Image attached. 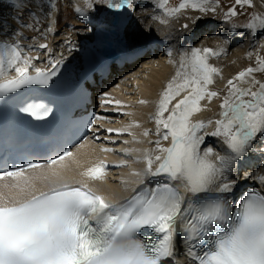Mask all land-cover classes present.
<instances>
[{
  "label": "snow or ice",
  "instance_id": "6c2138e0",
  "mask_svg": "<svg viewBox=\"0 0 264 264\" xmlns=\"http://www.w3.org/2000/svg\"><path fill=\"white\" fill-rule=\"evenodd\" d=\"M31 2L20 0L14 7L24 12ZM104 2L109 9H119L130 5L131 0ZM167 3L168 0H157V7L169 17L188 8L205 15L216 11V5L209 6V0H181L173 8H168ZM84 6L92 9V0H84ZM236 6L251 8L253 0H235L224 13L225 21L237 16ZM75 12L84 15L79 6ZM15 19L22 21L20 16ZM202 20L203 16L191 18L192 29ZM183 27L188 29L189 25L185 23ZM243 27L255 36L264 31V16L252 15ZM38 48L47 49L48 45L40 43ZM219 55L220 51L207 47H192L181 54L179 69L156 106L153 119L157 138L150 142L155 148L144 150L143 173L133 172L142 177L139 187L133 188V194L123 201L112 202L86 183L73 185L64 180L61 172L51 166L72 157L70 150L47 160L50 170L41 177L27 175V170L43 167L37 163L0 171V180L12 178L17 182L13 187L24 193L16 202H0V264H174L177 236L196 264H264V193L246 189L233 201L230 197L235 196L238 182L228 175L234 169L239 171L249 154L257 150L264 154V82L253 79L248 87L237 83H246L253 73H264V58L258 56L257 67H248L227 80L219 118L194 121V115L204 110L201 102L211 103L219 95L209 87L214 76L220 75L209 59ZM37 59L38 56L25 55L16 42H0V96H20V90L32 85L46 87L62 61L50 60L51 67L41 69L33 67ZM13 70L14 76L3 79ZM255 85L258 88L253 90ZM20 111L37 120L49 115V109L40 104H28ZM92 124L95 120L89 124L90 129ZM212 124L214 130L206 132ZM106 131L121 134L111 128ZM149 134L147 130L143 132L144 136ZM206 136L222 138L226 146L225 154H217L215 161L210 159L212 146L201 152ZM162 140H170V144L164 147ZM124 152L127 155L130 150ZM153 152L160 154L153 157ZM126 165L121 161L116 166ZM108 167L100 161L83 175L99 181ZM143 177L158 179L146 181ZM37 179L51 186L37 190ZM256 179L264 185V175Z\"/></svg>",
  "mask_w": 264,
  "mask_h": 264
},
{
  "label": "bare ground",
  "instance_id": "6f19581e",
  "mask_svg": "<svg viewBox=\"0 0 264 264\" xmlns=\"http://www.w3.org/2000/svg\"><path fill=\"white\" fill-rule=\"evenodd\" d=\"M92 2V9H87L83 4H81L79 0H32L29 7L24 12H21L17 7H14V5L20 3V0H0V25H2V27H0V37L11 40L18 44H24L27 47L32 44L46 42L48 44V48L45 51H39L42 54L39 63L36 64L44 67L50 64V60L55 61L59 58L63 59L69 57L64 45L65 38L68 34H71L73 39L76 37L80 38L85 33H89L90 29L96 24V17L101 5L104 3V0H92ZM136 2L137 0H131L130 9ZM258 2V0H253L254 6L257 10L264 11V6ZM76 6L84 9L83 16L86 15L85 21H81L82 16L75 12ZM139 6L140 5H137V11L135 12H138L137 14H140V12L144 13L141 16L138 15L139 17L133 16L134 19H132L125 32V37H127L130 48H137L138 46L149 49H153L154 47H165V50H159L156 58L145 59V62L142 63V67L139 69L141 70L140 72L144 73L142 77L136 78V76L140 73L139 72L136 74V76H127L121 80L122 83L120 86L123 84L125 86L130 84L131 88H133L131 91L135 92L136 95H134L136 99L135 101H132V98L128 96H124L123 101H120V106L117 105L120 108L123 107V110L127 112V114H125L121 119V123H123V125L113 124V119H108L107 124L109 123L111 128L120 130L121 134H117V132H108V134L102 136V139L105 137L111 138V140H109L106 145H96V140L87 141L72 151V157L66 158L62 162H58L55 166H51L52 168L60 171L63 179L68 183H86L93 191L104 195L112 202L123 201L133 194V188L139 187V180L142 177L133 175V172L143 173L145 168V163L142 159L144 150L155 148V144L150 142L155 141L157 138L155 134L156 126L153 117L156 112V106L158 104L160 95L168 82L173 78L179 69V60L181 54L189 51L192 48V45L195 44V41L192 43L194 40V37L192 39V34H184L192 30V25L190 24L189 26L191 30L182 31L184 29L183 25L186 23V19L183 21L181 17H178L180 19L176 20V17L173 19V17L169 18L160 13L158 10L159 8L148 10V7L144 6V4H142L140 7ZM32 10L33 13L31 12ZM29 13H31V16H29ZM18 16L22 17L21 22H17L15 19ZM161 20L166 21V23H161ZM187 21L189 22V20ZM26 24H31L33 27H25L24 25ZM9 27L11 28V32H6V28ZM49 28L52 29L51 32L48 31ZM200 31H206L202 34L206 35V41L203 43L200 41V44L197 42L199 45L195 46L201 49H203L208 42H217V39H220L223 41V45L221 49L220 46L217 49L214 48V51H220L222 53L223 50L227 51L226 48H229L227 46L230 44L233 45L237 39L236 35L234 37L231 36L233 34H231L227 25L224 26L219 21H208L194 35L197 37ZM5 33H8V35ZM17 33H19V35H17ZM213 35H217L218 38H212ZM252 39L254 41L256 37L254 36ZM253 44H255V46L253 47L254 49L252 48V50L256 52V56L253 55L255 57L247 61L249 63L244 65L242 64V70H245L248 67H257L256 61L258 56L260 58L263 56L264 58V34L261 41H254ZM241 45L242 44H240V46ZM235 47H237V45ZM250 47H252V45ZM244 48L246 47L244 46ZM23 49L29 52L26 47ZM183 49L184 51L181 52ZM233 50L235 49L233 48ZM169 51L172 53L171 56L168 55ZM229 51L232 50L229 49ZM222 60L223 59L218 57H213L212 59H209V62L214 67L219 68L221 65L227 63V60ZM238 68L240 69V66ZM135 71L136 70H134V72ZM230 72L236 76L237 69L235 70L232 68L230 69ZM222 74H224V72ZM262 75H264V73L256 72L253 73L252 76L246 78V83H237L242 87H248L253 78L255 79V77H260ZM259 80L264 82V78ZM217 82L218 80L214 78L213 84L209 87L211 91H217L219 93L218 97L214 98L211 103H208L207 100L202 101L201 103L204 106V110L194 115V121H207L209 119L214 120L215 118H219V115L215 116L214 114H216L220 109L219 105L223 99L220 97V94L227 92V87L226 81L223 87L217 86ZM120 86L117 87L118 90L120 89ZM256 88H258V85H255L253 90H256ZM128 90L129 88L123 89L120 92L126 94L127 92L129 93ZM112 96L113 97L110 98L111 101L115 99V96ZM140 101H144V103H140ZM173 103H175V101H173ZM209 116L211 118L207 119ZM213 125L214 124L210 125L207 129H205V131H213V127H215V125ZM145 130L148 132L151 131V133L148 136H144L143 132ZM124 131L126 133H122ZM117 141L120 142V145L114 148L115 142ZM125 141H127V143H125ZM256 143H260L259 138L257 139ZM161 144L164 147H167L170 144V140H162ZM208 144L214 149L213 155L210 156L211 160L215 161V156L217 154H225L226 146L223 144L222 138L206 136L205 143L201 146V152L204 150L203 147H205V149L209 147L207 146ZM102 149H111V151H102ZM124 149L130 150V153L126 155ZM158 154L160 153H152L153 157ZM138 159L139 162H135ZM100 161H104L109 166V171H106V174L102 180L93 181L87 176L83 175L88 168L93 167ZM121 161H126L127 165L123 167L116 166L119 165ZM155 166L156 163L153 164V168H155ZM49 170L50 166H43L41 169L27 171V175L31 177H41ZM228 175L230 179H234L238 182L235 195L246 189H257L264 193V185L258 183L256 179L257 177L264 175V154H261L259 150L249 154L247 158L243 159V162L239 165V171L234 169ZM246 176L248 179H245ZM143 178L146 181L158 179L152 177ZM16 183L17 182L12 178L0 181V202L12 203L23 197L24 193H21L20 188L13 187V185ZM50 186L51 184L46 180H36L37 190H44ZM180 190L182 191V188ZM177 228L179 231V225ZM176 250L177 255L172 258L174 262H177L178 264L189 262L179 236L176 238Z\"/></svg>",
  "mask_w": 264,
  "mask_h": 264
},
{
  "label": "rangeland",
  "instance_id": "374dc122",
  "mask_svg": "<svg viewBox=\"0 0 264 264\" xmlns=\"http://www.w3.org/2000/svg\"><path fill=\"white\" fill-rule=\"evenodd\" d=\"M34 1V0H33ZM80 2H81V4H83L84 5V0H79ZM173 1V2H172ZM259 2V4H261L262 6H264V0H258ZM181 2V0H168V3H167V7L168 8H173V7H176V6H178V4ZM234 2H235V0H209V6H212V5H216V11H215V13H207L206 15L205 14H201L200 12H198V11H194V10H192L191 8H188V9H185V10H182L180 13H178V14H176L175 16H172L173 17V19L176 17V20L177 19H180V18H178V17H181V19H183V21H185V19H186V23L190 26V24H191V18H194V17H199V16H203V20L200 22V23H203V24H198L196 27H195V31L192 29H190V27L188 28V29H183L182 31H189V30H191V31H189L188 33H184V34H186V35H188V34H192L191 36H192V39H193V37H194V40L192 41V43L195 41V44H193L192 45V47H195V46H198L201 42L200 41H202V43L203 42H205L206 41V35H202L204 32H206V31H203V32H199V34L197 35V38L195 37V35L194 34H196L197 32H198V30L200 29V28H202L208 21L209 22H216V21H219L221 24H223L224 26L225 25H227V27H228V29H230V32H231V34H233V35H231V36H235L236 35V37H237V39H236V41L233 43V45L232 44H230L229 46H227V47H229L228 49L226 48V50L227 51H225V50H223V52L221 53V55H219L218 56V58H220V59H223L222 61H224V60H227V63H225V64H223V65H221L218 69L220 70V75H218V76H215L214 78H216L217 80H218V82H217V86H219V87H223V85H225V81L227 82V80L230 78H234L235 77V74L233 75L231 72H230V69H237V73H236V75L238 74V71L240 72V71H242V66L244 65V64H247V63H249V62H247V61H249L250 59H252L253 57H255L256 56V52H254L253 50H252V48L255 46V44H253V42L254 41H261L262 40V36H263V34H264V31H260V32H258L256 35H255V37H256V39L253 41V39H252V37L254 38V36L253 35H250L249 34V31L247 30V29H245L244 27H243V25L244 24H246L248 21H249V19H251V17H252V15H261V16H264V11H261V10H257L256 9V7L254 6V4H253V6L251 7V8H248L247 6H244V7H240V6H236L237 7V16H235V17H232V18H230V19H228L227 21H225V19H221V18H224V13L227 11V9L229 8V7H231V6H233L234 5ZM171 3V4H170ZM142 4H144V6H146V7H148V10L149 9H158V7H157V0H141V2H140V6L142 5ZM139 6V7H140ZM138 7V8H139ZM159 11H160V13H162L163 15H165L164 13H163V11L161 10V9H158ZM27 12H29V11H27ZM138 13V12H137ZM136 13V16L137 17H139V16H141L144 12H140V14H137ZM95 14V13H94ZM139 15V16H138ZM166 16V15H165ZM167 17H169V16H167ZM172 17H169V18H172ZM237 17V18H236ZM239 17V18H238ZM214 18V19H213ZM218 18V19H217ZM232 19V20H231ZM187 20H189V22L187 21ZM239 20V21H238ZM204 21V22H203ZM192 25V24H191ZM203 25V26H202ZM239 28V29H238ZM227 29V28H226ZM237 29V30H236ZM235 30V31H234ZM240 30V31H239ZM243 31V32H242ZM234 32H236V33H234ZM244 32H245V34L247 35H245L244 34ZM241 33H242V35H241ZM194 35V36H193ZM202 35V36H201ZM241 37V39H240V37ZM260 37H258V36ZM252 36V37H251ZM205 39H204V38ZM218 38L217 37V35L215 36V35H213L212 36V38ZM258 37V38H257ZM196 38V39H195ZM249 38H251V39H249ZM199 39V40H198ZM239 40H241V41H239ZM250 40H252V41H250ZM210 41V40H209ZM247 41H248V43H250V44H248L247 43ZM197 42H199V44L197 43ZM221 42V43H220ZM237 42V43H236ZM238 43H239V45H238ZM244 43V44H243ZM246 43V44H245ZM240 44H242L241 46H240ZM222 45H223V41H221L220 39L218 40L217 39V42H208L205 46H204V48L205 47H207V48H211V49H213L214 50V48H219V46H220V49H221V47H222ZM231 45H232V47H231ZM237 45V47H235ZM252 45V47H250ZM239 46V47H238ZM244 46L247 48H244ZM231 47V48H230ZM249 47V48H248ZM233 48L236 50H233ZM237 48H238V51H237ZM229 49L230 50H232V51H229ZM254 49V48H253ZM243 50V51H242ZM246 50V51H245ZM247 50H248V52H247ZM251 50V51H250ZM184 51V49L181 51V52H183ZM241 51V52H240ZM234 52V53H233ZM229 53H231V54H229ZM241 53H243V54H241ZM261 53H262V51H261ZM234 54V55H233ZM239 54V55H238ZM263 54V53H262ZM253 55H255V56H253ZM229 56V57H228ZM238 56H241V57H238ZM224 57V58H223ZM213 57H210V59H212ZM215 58V57H214ZM230 58V59H229ZM240 58V59H239ZM261 58H263V56L261 57ZM237 59V60H236ZM239 59V60H238ZM245 59V60H244ZM243 61V62H242ZM245 61V62H244ZM237 64H236V63ZM239 62V63H238ZM243 64V65H242ZM228 65V66H227ZM240 66V69L238 68L239 66ZM235 66V67H234ZM237 66V67H236ZM227 69V70H226ZM229 71V72H228ZM224 72V74H222ZM144 75V73L143 72H140L137 76H136V78H140V77H142ZM233 75V76H232ZM223 77V78H222ZM264 78V75H262V76H260V77H255V79H257V80H259V79H262V78ZM222 78V79H221ZM259 78V79H258ZM254 79V78H253ZM220 80H222V81H220ZM219 83V84H218ZM221 83V84H220ZM248 84V83H247ZM124 88H129V93L126 95V96H128V97H130V98H132V101H135L136 99H135V92H132L131 90L133 89V88H131V86H130V84L129 85H127V86H123ZM131 92V93H130ZM226 93L227 92H223V93H221L220 94V97L221 98H223L225 95H226ZM135 95V96H134ZM137 98V97H136ZM219 112H220V109H219V111H217V113L216 114H214L215 116H218V114H219ZM211 116V115H210ZM208 117L207 119H209V118H211V117ZM215 119H217V118H215ZM120 125H123L122 123L120 124ZM214 126V125H213ZM213 128H215V127H213ZM149 133H151V131L149 132ZM207 146H209V144L207 145ZM204 149H205V147H203Z\"/></svg>",
  "mask_w": 264,
  "mask_h": 264
}]
</instances>
